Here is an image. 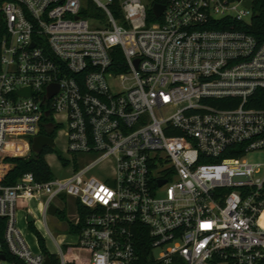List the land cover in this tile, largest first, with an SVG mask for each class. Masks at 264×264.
<instances>
[{
  "label": "built area",
  "instance_id": "1",
  "mask_svg": "<svg viewBox=\"0 0 264 264\" xmlns=\"http://www.w3.org/2000/svg\"><path fill=\"white\" fill-rule=\"evenodd\" d=\"M253 5L3 0L0 264L48 257L17 227L32 200L57 264H264V26L254 33ZM39 135L63 173L47 164L50 179L3 185L6 159L29 158ZM60 196L76 204L75 244L48 228ZM74 248L86 255L66 259Z\"/></svg>",
  "mask_w": 264,
  "mask_h": 264
},
{
  "label": "rangeland",
  "instance_id": "2",
  "mask_svg": "<svg viewBox=\"0 0 264 264\" xmlns=\"http://www.w3.org/2000/svg\"><path fill=\"white\" fill-rule=\"evenodd\" d=\"M85 0H81V4H83ZM261 6V3H254L253 9L257 10ZM58 144H56V147ZM74 160L75 167H77V155L73 154L72 156ZM250 162H261L262 158L260 154H251L247 157ZM47 164L49 165L51 171L54 174L61 175L63 172H60L57 166V162L53 158H46ZM54 204L57 208V211L54 216H50L48 218L47 224L48 228L55 236L56 241L60 243H71L75 244L77 242V236L74 232L70 231L68 227L69 221L72 220V214L75 213V201L68 196H60L55 201ZM29 209L33 214L35 223H32L34 230H30L26 223V210ZM16 220L17 227L22 231L25 240L28 242L30 247L35 251V237L39 235L42 239V247L49 252L50 254H56L57 249L54 244L51 242L50 238L47 236L44 227L41 224V215L37 212V204L35 200L30 201L28 204L17 208L16 212ZM39 227V230H38ZM38 233V234H37ZM42 248V249H43ZM64 252L66 259H73L78 255H86V253L82 251H78L76 248L72 249L70 252ZM78 263V262H77ZM76 263V264H77Z\"/></svg>",
  "mask_w": 264,
  "mask_h": 264
},
{
  "label": "trees",
  "instance_id": "3",
  "mask_svg": "<svg viewBox=\"0 0 264 264\" xmlns=\"http://www.w3.org/2000/svg\"><path fill=\"white\" fill-rule=\"evenodd\" d=\"M3 0H0V6L2 5ZM254 3H261V6L259 7V13L256 17L253 19V24L257 31H255V34H260L262 32V28L264 26V0H254ZM4 32V28L2 24L0 25V38L2 36V33ZM262 34V33H261ZM256 107L264 108V102L260 103L259 105H256ZM50 136L53 135V133H46ZM51 150L46 149L43 152H41L39 155H31L27 159H21V158H7L6 161L11 163L13 165V168L8 171V173L5 175L4 179L2 180L3 185H13L16 180L23 175L24 173L30 172L32 173L37 181L47 180L52 177V174L50 172V169L48 168L45 160L44 155L49 153ZM80 210V207H78ZM68 227L70 231L77 233L79 226L75 227L72 225V223H68ZM28 228L30 230H34V227L32 224L28 225ZM38 234V233H37ZM38 243L41 248L42 247V239L39 235H37ZM43 252L48 255L50 263L51 264H57L54 256L50 255L46 250L43 248Z\"/></svg>",
  "mask_w": 264,
  "mask_h": 264
},
{
  "label": "water",
  "instance_id": "4",
  "mask_svg": "<svg viewBox=\"0 0 264 264\" xmlns=\"http://www.w3.org/2000/svg\"><path fill=\"white\" fill-rule=\"evenodd\" d=\"M250 5V2H246L245 3V6L246 7H249ZM161 11H162V6H159V5H155L153 7V12L155 14V16H159L161 14ZM53 91H52V87L49 88V96H52L53 95ZM18 95L22 96V95H28V91H25V90H19L17 92ZM45 147H48L50 149H53V143H52V139L47 137V136H43V135H39V136H36L33 138L32 140V144H31V151H32V154L37 156L39 155L43 149ZM163 182H160L159 185H162ZM48 212L51 216L55 215L56 213V208L54 206H50L48 208ZM33 222V219L30 215L27 216V223H32ZM44 264H50V260L48 257L45 258V261H44Z\"/></svg>",
  "mask_w": 264,
  "mask_h": 264
},
{
  "label": "crops",
  "instance_id": "5",
  "mask_svg": "<svg viewBox=\"0 0 264 264\" xmlns=\"http://www.w3.org/2000/svg\"><path fill=\"white\" fill-rule=\"evenodd\" d=\"M45 148H46V147H45ZM49 149H50V148H49ZM50 150H51V149H50ZM43 151H44V149H43ZM43 151H42V152H43ZM32 155H33V154H32ZM75 205H76V204H75ZM53 216H54V215H53ZM71 216H72V215H71Z\"/></svg>",
  "mask_w": 264,
  "mask_h": 264
}]
</instances>
